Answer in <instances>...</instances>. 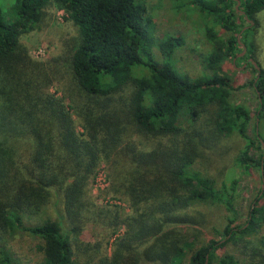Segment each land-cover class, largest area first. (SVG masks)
<instances>
[{"label": "trees", "instance_id": "trees-1", "mask_svg": "<svg viewBox=\"0 0 264 264\" xmlns=\"http://www.w3.org/2000/svg\"><path fill=\"white\" fill-rule=\"evenodd\" d=\"M237 1L184 0L207 17L211 45L192 78L171 59L181 45L176 36L162 40L160 61L143 50L152 20L143 0H0V264H16L6 243L17 234L37 240L40 264H79L81 252L98 264H237L217 249L259 232L254 248L264 264V68L247 62L255 73L248 82L257 97L254 120L233 102L230 75L221 71L249 42L264 0ZM51 4L76 30L60 62L64 97L48 90L63 75H52L57 65L33 60L20 42ZM251 56L249 42L236 60ZM232 133L242 140L238 174L217 182L194 164ZM102 163L112 195L130 209L120 219L89 194ZM252 168L259 187L235 224L239 177ZM214 204L226 211L222 226L211 228L218 238L198 242L204 217L194 207ZM102 217L110 235L118 223L125 231L109 255L97 256L100 242L81 239L86 223Z\"/></svg>", "mask_w": 264, "mask_h": 264}, {"label": "rangeland", "instance_id": "rangeland-1", "mask_svg": "<svg viewBox=\"0 0 264 264\" xmlns=\"http://www.w3.org/2000/svg\"><path fill=\"white\" fill-rule=\"evenodd\" d=\"M143 2L152 19L149 26L150 39L142 45L143 50L152 59L160 61L162 59V40L166 37L176 36L181 41V45L174 46L171 52L174 65L192 78L200 75L203 71L202 55L211 48L210 42L203 32L207 17L200 14L191 5H185L184 0L178 2L143 0ZM44 12L39 23L31 31L20 37V42L27 48L28 54L33 60L49 64L50 69H54L57 65L56 70L58 71L53 72L52 75L57 76L62 75V73L63 75L60 79L52 81L48 90L55 96L64 97L67 95L68 89L65 85L66 78L63 79L65 72L62 71L63 67L60 62L64 58L62 52L66 49L70 38L75 35L76 30L74 25L65 18V13L54 5L47 6ZM256 20L257 25L252 34L250 36V32L247 34L252 45V56L246 60H236L237 57L243 56L249 48V42L246 41V45L233 60L225 59L221 63V71L229 74L231 78L233 102L247 107L253 120L257 108V97L252 85L248 82L255 73L247 62L253 61L256 66L264 68V9L256 14ZM214 29L220 36H227V33L218 26H215ZM162 47L163 50L167 49L164 44ZM261 128L264 131V117ZM248 133L252 136V125L249 127ZM241 144L242 140L235 133L223 136L214 144V149L205 152L204 157L196 160L194 166L217 182L236 177L238 170L234 164V157ZM108 175L109 166L102 163L94 180L90 183L89 194L99 209L108 212L110 215L117 214L120 219L128 214L130 209L122 195L115 194L118 197L112 195L109 189L110 178ZM239 178L233 200L237 209L235 224L244 222L247 205L259 187L258 172L255 168H252L250 175H243ZM194 208L198 209V213L204 217L203 225L195 230V239L199 242L206 241L208 237L218 238L217 235L213 234L211 228L221 227L223 224L226 211L222 205H200ZM102 220L103 222L99 221L98 218L95 225L90 222L86 223L81 239L90 244L100 242L98 248L94 245L97 256L104 253L109 255L113 247L112 240L121 236L125 231V227L118 223L114 225L113 230L115 232L110 235L112 227L104 222V217ZM259 233L245 236L236 242H227L223 249H217V254L221 251L229 252L235 256L238 261L237 264H258L261 251L255 250L254 247L259 238ZM259 246L257 243V247ZM6 247L16 264H40L41 262L42 255L37 248V240L33 237L17 234L8 239ZM89 251L92 252L93 249H89ZM79 264H98V262L96 257L88 259L84 252H81Z\"/></svg>", "mask_w": 264, "mask_h": 264}, {"label": "water", "instance_id": "water-1", "mask_svg": "<svg viewBox=\"0 0 264 264\" xmlns=\"http://www.w3.org/2000/svg\"><path fill=\"white\" fill-rule=\"evenodd\" d=\"M238 5V1L236 0V3H235V6H237ZM252 62V64L254 65V66H256V64L253 62V61H251Z\"/></svg>", "mask_w": 264, "mask_h": 264}]
</instances>
